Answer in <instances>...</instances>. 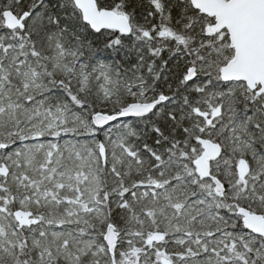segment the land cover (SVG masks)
<instances>
[{
  "label": "snow or ice",
  "instance_id": "obj_1",
  "mask_svg": "<svg viewBox=\"0 0 264 264\" xmlns=\"http://www.w3.org/2000/svg\"><path fill=\"white\" fill-rule=\"evenodd\" d=\"M0 264H264V0H0Z\"/></svg>",
  "mask_w": 264,
  "mask_h": 264
}]
</instances>
